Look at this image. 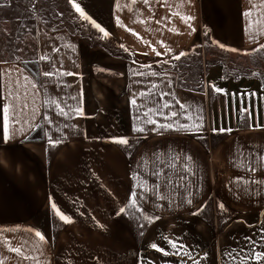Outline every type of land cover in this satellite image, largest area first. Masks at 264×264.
<instances>
[{
	"label": "crops",
	"instance_id": "crops-1",
	"mask_svg": "<svg viewBox=\"0 0 264 264\" xmlns=\"http://www.w3.org/2000/svg\"><path fill=\"white\" fill-rule=\"evenodd\" d=\"M8 2L0 0V6L8 5ZM254 2L259 3V0ZM73 3H79L91 20L106 24L119 46L123 44L128 51L120 47L122 53L118 54L103 43H86L66 25L49 26L46 24L48 21L38 19L34 29V59L51 53L53 45L59 46L61 53H67L64 70L80 73L79 76L63 77V81L72 87L58 88L42 75L41 79L35 78L29 64H22L21 60H26L19 56V60L15 56L0 58V61L8 62L0 63V69L11 71L13 86L17 79L25 85L24 76L31 75L34 80L47 83L48 96H59L62 92L82 93L78 98L84 112V116L67 121L56 116L55 112L50 113L56 121L53 128L57 124L63 127L64 123L78 126L76 129L65 128L62 133L53 131V139L58 135L67 136L57 146H51L39 130L26 133L27 138L17 135L9 143H4L0 136V240H8L12 246L18 247L25 238L37 242L34 231L27 230H39L48 238L45 254L51 264H138L140 257L145 258L148 264H181V257L163 256L149 246L157 242L167 248L160 240L163 234L181 237L200 264H226L224 251L243 247L248 236L259 240V230L264 226V194L240 195L231 183L242 172L233 167L234 148L239 150L244 146L253 152L264 150V128L247 126L248 123L264 125V85L253 79H247L246 85L240 88L232 84V91L227 90L228 94L238 90L257 94L250 101L253 118L248 121L247 115L240 112L242 106L248 107L249 98L244 96L241 105L242 97L240 100L235 97L232 101L226 100L227 117L238 116L240 119L244 115L245 119L239 125H218L216 119L225 118V111L217 112L218 106L214 100L210 101L206 84L189 74L183 66H157V61L171 60V55L190 51L192 47L197 52L202 51L195 45L201 44L200 35L206 31L213 41L240 50L236 53L242 56L235 61L243 64L245 52L256 54V59L261 61L264 50L260 53H252V50L264 43V36L252 43L244 33L246 21L241 13L249 7L247 0H193L191 6L179 9L175 7L178 0H169L174 5L171 9L154 3L156 18L166 16L169 11L188 14L190 9L195 19L189 23L195 31L182 23L179 17H172L171 23L165 22L167 27L154 22L141 24L139 18L134 22V13L137 17L142 13L144 18L151 15L148 6L139 2L132 6L134 13L127 8L114 11V0H73ZM125 3L127 0H121V4ZM137 8L139 12L135 11ZM262 11L264 7L253 10L252 19L260 18ZM116 15L121 17L123 27L117 24ZM157 27L161 30L153 31ZM168 28H175L178 33L169 32ZM158 41L172 48L169 56L157 57L152 51L149 45L164 52ZM68 44L75 47L74 52L66 47ZM145 52L148 54L143 55ZM133 60L138 63L133 64ZM140 63H151L153 68L141 69ZM36 68L38 71L48 70V64L42 61ZM131 69L141 72L167 70L173 79L170 90L182 103L192 105L202 116L204 130L198 135L203 139H197L186 131L169 130L162 135L133 132L135 109L129 101L132 93L140 87L133 81L142 77L133 76ZM26 87L30 89L31 84H26ZM20 91L23 93L25 88ZM44 99L45 94L41 91L34 101L41 113L44 111ZM34 105L30 99V108ZM213 127H231L233 131L213 134ZM113 137H128L133 142L131 148L115 143L110 139ZM154 153H187L195 158L196 172L185 188L164 184L163 177L151 175L150 167L143 170L138 167L142 154L147 158ZM236 163H239L238 158ZM138 171L146 177L149 185L156 182L163 185L158 193L149 192L141 201L146 211L136 213L140 219L130 211L118 214L130 193L137 190L134 177ZM261 177L264 173L250 174L251 179ZM159 195L166 199L157 198ZM188 200L192 203L189 204ZM53 202L70 216L72 222L59 220L51 208ZM143 215L159 216L160 219L149 221ZM0 253L11 258L5 264H19V257L6 247L0 248ZM26 254L39 255L38 252ZM23 264H35V261L28 260ZM188 264L192 261L189 260Z\"/></svg>",
	"mask_w": 264,
	"mask_h": 264
},
{
	"label": "snow or ice",
	"instance_id": "snow-or-ice-1",
	"mask_svg": "<svg viewBox=\"0 0 264 264\" xmlns=\"http://www.w3.org/2000/svg\"><path fill=\"white\" fill-rule=\"evenodd\" d=\"M73 4L75 11L80 14V16L85 20L89 21L94 28H96L100 33L103 34L101 38L108 37L109 33L102 27L99 23L91 20V18L85 14L81 9L79 3H73V0H69ZM142 3L148 6V11L151 15L144 18L142 16L137 17L134 13L133 7ZM249 7L242 11L241 16L246 21L244 25V33L248 37L249 41L256 43L261 36H264V11L260 13V18L253 20V10H259L264 7V0H259V3L254 2V0H247ZM159 4L160 7L167 6L171 9L174 5L169 3V0H127V3L121 4V0H114V11H122L127 8L129 12L133 14V21L139 18L141 24L154 22L156 25L167 27V23L172 22V17H179L181 22L187 25L192 31H195L189 23L191 20L195 19L194 16L190 14V9L188 14H182L180 11H169L166 16H161L156 18L155 10L153 5ZM193 0H178L175 7L183 8L185 5L191 6ZM139 12L137 8L135 10ZM116 22L119 26L123 27V22L119 15L115 16ZM167 22V23H165ZM133 31L132 29H128ZM161 29L157 27L153 31L159 32ZM55 31V29H53ZM169 32L178 33L175 28H168ZM134 35L139 37L138 33L133 32ZM207 36V31L205 32ZM145 43H149L145 41ZM162 47H164V52L161 53L157 51L154 45H149L152 47V51L155 52L157 57L169 56L172 53V48L164 44L163 41H158ZM213 43L218 44L221 49L230 52L240 51L236 48H229L224 44H220L218 41H213ZM66 47L75 51V47L71 44L66 45ZM125 51H128L123 44L120 45ZM264 50V43L259 44L257 48L252 50V53H260ZM67 53H61L59 46H52L51 53H45L39 55L36 59L24 61L25 66L29 63L33 65L40 64V62H46L48 64V70H42L35 73L37 77L43 76L49 78L51 83L57 85L58 88H71V84H67L63 81V77L79 76L80 73L64 70V56ZM145 52L143 55H147ZM244 54H251L245 52ZM188 53L180 51L177 55H171V60L180 61L182 57L187 56ZM19 60V57L15 58ZM0 63H8L7 61H0ZM14 63V62H13ZM75 64V60H72ZM133 64L138 62L133 60ZM159 64H170L172 68H176V64H171L170 60L161 59L157 61V66ZM59 65V67H57ZM139 68H149L152 69L153 65L149 64H139ZM23 69L21 70V73ZM131 74L133 76L142 77V79H137L133 81V84L140 86L138 91H134L130 97V106L135 109L133 132L135 133H145L154 132L157 134H163L164 131H186L192 135H195L197 139H203L202 133L204 130L202 116L199 114L198 110L193 108L192 105L182 103L177 97L174 91H171L173 85V79L170 78L167 70L163 72H157L152 70L150 72H141L136 69H131ZM257 75V73H253ZM5 77L7 80L5 81ZM149 77H154L158 79H149ZM24 81L26 84H31V88H27L26 84L22 85L20 80L15 81V86H13L12 73L9 69H0V136H2L4 143H9L17 135L24 136L28 132L41 131L43 135L47 138L48 143L51 146H57L67 139L65 135H58L53 139L52 132L62 133L63 129H76L78 126L71 123H64L63 127L58 124L55 128L53 125L56 121L53 120L50 113L55 112V115L63 118L64 120H71L76 116H84L82 107L80 106V100L78 95H73L70 92H62L59 96H48L47 83H41L33 79L31 75L24 76ZM24 87L25 91L21 93L20 89ZM132 87V85H129ZM214 91L217 93L223 92V89L217 88L213 85ZM41 91L45 94V99L43 100V113L40 112L39 108L34 105L35 98L40 95ZM257 94L252 93H241V105H243V97L247 96L249 98L248 107H241L240 112L247 115V120L251 121L253 118V109L250 103L251 99ZM33 101V107L30 108L29 100ZM73 102V103H70ZM178 105V107H177ZM40 117V121H37V117ZM240 119L243 121L245 119L244 115H241ZM46 125V126H45ZM154 126V127H152ZM250 128H264V125L256 124L253 125L248 123ZM233 129L231 127H213V134H223L231 133ZM115 143L131 148L132 141L128 137H113L110 138ZM131 155V153H129ZM239 159V163H236V159ZM233 167L242 170L241 175L236 176L232 179L231 183L236 189V192L240 195L243 194H253L261 195L264 194V177L260 179H251L250 174L253 172L264 173V150L253 152L241 146L239 150L234 148L233 150ZM195 158L187 153H175V154H165V153H154L149 157L144 158L143 154L141 156V161L138 164L140 169L146 167L151 168V175L153 177H163L164 184L175 185L176 188H185L186 184L189 183V178L195 175L196 168ZM170 173L172 175H170ZM137 180L136 189L130 193L128 201L125 203L124 207L118 209V214H124L126 211H130L136 219H140V216H136L137 212L142 214L146 211L143 209V204L141 201L145 199L149 192L158 193L162 188V184L159 182L148 184L145 176H142L138 171L134 177ZM157 198L163 200L166 199L165 196L159 195ZM51 199V198H50ZM191 204L192 201L188 200ZM224 205L221 204L220 208L223 209ZM51 208L55 210V214L59 217V220L64 223L72 222L70 216L63 213L62 210L57 208V204L53 202ZM197 214V213H194ZM145 220L151 221L152 219H160L159 216L149 217L143 215ZM141 227H144L141 224ZM9 231H15V229H10ZM27 231L33 232L34 236L38 238L37 242L30 241L29 239H23L20 246H12L11 242L8 240H0V248H7L11 253H14L16 257H19V264H23L24 261L33 260L35 264H51V261L47 259L45 254L46 245L48 243V238L39 230L28 229ZM143 234V233H141ZM259 240L254 239L253 236L245 237L244 246L238 247L236 249H228L223 253V257L226 264H264V226L259 230ZM160 240L167 245V248L160 246L157 242L150 243V247L161 253L163 256H178L181 257V264H188L191 260L192 264H200L199 260L192 255V250L190 246L185 245L182 242L181 237H170L168 235H161ZM28 252H38V256H33L26 254ZM10 257L3 256L0 253V264H5V261L10 260ZM68 264V262H66ZM138 264H148V261L140 257ZM154 264V262H153Z\"/></svg>",
	"mask_w": 264,
	"mask_h": 264
},
{
	"label": "rangeland",
	"instance_id": "rangeland-1",
	"mask_svg": "<svg viewBox=\"0 0 264 264\" xmlns=\"http://www.w3.org/2000/svg\"><path fill=\"white\" fill-rule=\"evenodd\" d=\"M18 3L17 0H9L8 5L0 6V58L19 56L29 61L34 59V29L38 19L48 21L46 24L49 26L66 25L78 33L86 43H103L114 52L122 53L106 24L99 23L109 33L108 37L101 38L103 34L89 21H85L69 0H22L20 5ZM200 42L201 44L195 47H200L202 51L197 52L196 48L192 47L190 51H186L188 55L180 61L170 62L178 67L183 66L186 71L189 70V74L206 84L210 101L214 100L218 106L217 112L221 114L222 110L225 111V118L216 119L218 125H239L242 120L238 116L227 117L226 100L232 101L235 97L240 100L241 92L238 90L228 94L227 90H231L232 84L238 88L245 86L247 79L260 80L264 85V54L260 56L261 61L256 59V54H243L245 60L241 64L235 61V58L238 59L242 55L221 49L205 32L200 35ZM29 67L34 69L36 65L29 63ZM253 73L257 75L254 76ZM213 85L224 91L217 93Z\"/></svg>",
	"mask_w": 264,
	"mask_h": 264
},
{
	"label": "trees",
	"instance_id": "trees-1",
	"mask_svg": "<svg viewBox=\"0 0 264 264\" xmlns=\"http://www.w3.org/2000/svg\"><path fill=\"white\" fill-rule=\"evenodd\" d=\"M68 29H69L70 31H72L70 28H68ZM21 63L24 64V61L21 60ZM24 65H25V64H24ZM30 70H31V72H32V75H34L35 78H39V77H40V76L37 77V76L35 75V73L38 72V69H37V68L30 69ZM39 121H40V120H39Z\"/></svg>",
	"mask_w": 264,
	"mask_h": 264
}]
</instances>
